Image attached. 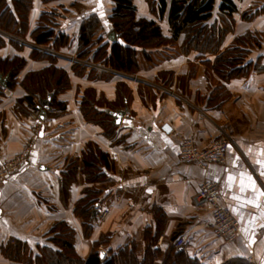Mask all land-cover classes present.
Wrapping results in <instances>:
<instances>
[{
	"label": "crops",
	"instance_id": "1",
	"mask_svg": "<svg viewBox=\"0 0 264 264\" xmlns=\"http://www.w3.org/2000/svg\"><path fill=\"white\" fill-rule=\"evenodd\" d=\"M221 1L216 0L215 17ZM233 1L237 5L234 30L225 39L222 51L234 38L249 32L260 39V45L249 48L248 60L257 64L256 68L247 76L223 81L212 69L215 56L185 53L183 36L175 44L147 51V57L139 53L140 69L134 73L92 63L100 45L83 60L78 57L82 22L97 14L103 28L101 36L107 40L114 2L32 0L25 45L17 49L7 42L0 48V59L20 56L26 60L19 84L10 96L0 99V162L19 155L36 139L21 168L0 181V264H27L26 259L37 252L38 246L49 244V232L58 221L74 228L75 248L82 258L88 257L98 241L103 242L107 255L133 242L142 260L148 238L158 234L155 241L161 254L172 245L174 236H184L186 242L179 249L200 264H226L234 258L250 257L264 264V235L258 234L264 226V13L252 20L242 19L244 11L263 7L264 0ZM134 3L138 17L156 20L163 34L171 37L168 13L160 19L146 0ZM53 12L58 14L55 31L68 36V43L58 51L52 47L40 49L57 57L56 66L68 73L70 88L58 95L66 109L50 110L41 121L25 101L21 102L26 91L20 82L28 72L51 64L48 59L31 57L33 49L39 47L30 33L43 13ZM118 84L128 90L124 107L119 103ZM223 87L230 99L220 106L208 105L209 98ZM89 90L99 102L98 111L128 108L120 126L112 123L115 131L111 137L83 115L82 102ZM165 123L174 127L173 134L163 132ZM226 134L231 139L226 164L203 170L180 159L182 138L191 137L197 147L203 148ZM89 143L110 160L107 176L101 181L89 182L81 171V157ZM72 161L77 162L78 171L64 199L63 173ZM205 180L220 184L223 204L241 228L238 240L218 238L211 228L210 206H196L194 195ZM87 190L98 192L97 211L108 209L110 215L100 221L96 213L93 229L85 236L83 221L74 210ZM10 243L22 244L24 260H12L3 253ZM161 262L162 256L155 264Z\"/></svg>",
	"mask_w": 264,
	"mask_h": 264
},
{
	"label": "trees",
	"instance_id": "2",
	"mask_svg": "<svg viewBox=\"0 0 264 264\" xmlns=\"http://www.w3.org/2000/svg\"><path fill=\"white\" fill-rule=\"evenodd\" d=\"M112 1L115 6L108 20L110 31L107 40L101 36L103 28L97 14H92L82 22L79 30V58L87 59L93 48L100 45L90 60L92 63L113 71L134 73L140 69L139 53L147 57V51L175 44L183 36L182 50L185 53L196 51L215 56L212 69L223 81L247 76L257 67V64L254 66L253 62L248 60L249 48L260 45V39L251 32L234 38L222 51L225 39L234 30L237 5L233 0L221 1L217 8L218 17H215L216 0H146L151 12L160 19L168 13L171 37L163 34L156 20L138 17L134 0ZM31 9L32 0H0V48L12 40L10 35L15 34L21 38L27 35ZM261 13H264V6L252 7L242 13V19L252 20ZM57 16L56 12L43 13L38 26L30 33L31 39L39 47L33 49L31 57L35 60L48 59L51 62L50 66L42 70L28 72L20 82L26 91V96L21 102L25 101L27 107L33 111L37 110V105L42 101H49L51 110L58 109L63 112L66 109V104L58 101V95L70 88V77L64 69L56 66L57 57L54 54L40 49L52 47L54 51H58L68 43V36L57 34L55 31ZM111 33L115 34V40L109 39ZM11 42L15 43L17 49L24 46L14 40ZM25 64L26 60L20 56L0 59V74L8 76V89L13 90L19 84L18 76ZM1 87L0 85V99ZM118 90L119 103L124 107L128 90L124 84H118ZM221 90L209 98L208 105L220 106L230 99L229 91L225 87ZM98 103L94 99V92L87 91L82 102L83 115L88 122L99 125L104 134L111 137L115 131L112 116L106 111H98L96 109ZM81 161L83 165L81 171L86 174L89 182L101 181L107 176L110 167L109 157L93 143L86 146ZM77 171V162L72 161L63 173L61 187L64 199L69 196V187ZM98 196L97 191L87 190L74 210L83 221L85 236L93 229L92 222L98 213L96 206ZM75 233L74 228L67 222H56L49 232L51 235L49 244L38 246L37 252H32L26 259L27 264H155L160 256L161 264H200L198 260L188 257L183 249L175 246L174 241L178 236H174L172 245L166 253L161 254L155 241L158 234L148 238L147 253L142 260L138 258V245L133 242L117 252L101 257L98 248L103 242L98 241L88 257L82 258L75 248ZM3 253L12 260L22 261L25 248L22 244L10 243L3 249ZM226 264L250 262L247 258H234Z\"/></svg>",
	"mask_w": 264,
	"mask_h": 264
},
{
	"label": "built area",
	"instance_id": "3",
	"mask_svg": "<svg viewBox=\"0 0 264 264\" xmlns=\"http://www.w3.org/2000/svg\"><path fill=\"white\" fill-rule=\"evenodd\" d=\"M4 96H10L11 90L7 87H1ZM39 110L34 111L36 117L39 116ZM161 129L166 135H171L175 132L174 127L165 123ZM37 131L40 130V125H37ZM36 139L33 138L28 146L19 155L0 162V181L6 179L11 174L17 172L23 161L26 159L30 149L35 145ZM231 146V139L227 135H222L211 140L207 146L199 148L196 141L191 137L181 139L179 145L180 159L185 163L196 164L203 170H207L211 165H224L227 161V152ZM196 206L209 205L211 208V228L218 238H222L228 242H234L241 236V228L239 222L233 217L229 209L223 204L221 187L216 181H203L196 194L194 195ZM110 215V210H99L97 218L106 220ZM259 235H264V226L258 231ZM186 242L184 236H180L175 241L177 248L182 247ZM100 252L104 251L103 246L99 247ZM250 264H257L253 257L248 259Z\"/></svg>",
	"mask_w": 264,
	"mask_h": 264
},
{
	"label": "water",
	"instance_id": "4",
	"mask_svg": "<svg viewBox=\"0 0 264 264\" xmlns=\"http://www.w3.org/2000/svg\"><path fill=\"white\" fill-rule=\"evenodd\" d=\"M116 36L114 33H111L109 36V39L115 40ZM7 82H8V76H3L0 74V85L2 87H7ZM127 106H125L124 109L122 110H117V111H109V114L113 118V124L115 126H120L122 124V121L127 113ZM37 110H39V120L44 121L46 118L47 113L51 110L49 101H42L41 104L37 105ZM41 169H46L44 166L41 167ZM105 256V251H101V257Z\"/></svg>",
	"mask_w": 264,
	"mask_h": 264
},
{
	"label": "rangeland",
	"instance_id": "5",
	"mask_svg": "<svg viewBox=\"0 0 264 264\" xmlns=\"http://www.w3.org/2000/svg\"><path fill=\"white\" fill-rule=\"evenodd\" d=\"M263 2V1H262ZM258 4H261V3H258ZM79 8H80V6H78ZM260 23L262 22V21H259ZM28 30H29V25H28ZM10 37H11V41H16V42H19V43H21L22 45H25V42L27 41V35H24L23 36V38H21L20 36H18V35H15V34H13V35H10ZM9 42V43H11L12 45H14V47H16V45H15V43L13 44L12 42ZM17 48V47H16ZM96 65H98V64H96ZM94 75V74H93ZM2 96H4L3 95V93H2ZM5 97H8V96H5ZM227 135V134H226ZM220 136H222V135H220ZM219 136V137H220ZM228 136V135H227ZM216 138H218V137H216ZM215 139V138H214ZM213 140V139H212ZM100 220V219H99ZM100 221H102V220H100ZM100 246H103V244L102 245H100ZM99 246V247H100ZM99 249V248H98ZM103 249H105L104 247H103ZM104 251H106V249L104 250ZM105 256H107V252H105ZM104 256V257H105Z\"/></svg>",
	"mask_w": 264,
	"mask_h": 264
},
{
	"label": "snow or ice",
	"instance_id": "6",
	"mask_svg": "<svg viewBox=\"0 0 264 264\" xmlns=\"http://www.w3.org/2000/svg\"><path fill=\"white\" fill-rule=\"evenodd\" d=\"M229 147H231V146H229ZM247 179L251 183V186L254 187V181H252V178L249 176V177H247Z\"/></svg>",
	"mask_w": 264,
	"mask_h": 264
}]
</instances>
